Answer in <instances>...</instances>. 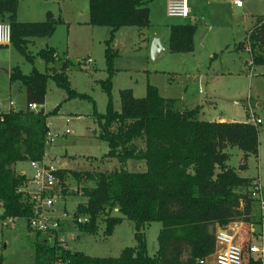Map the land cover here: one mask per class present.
I'll use <instances>...</instances> for the list:
<instances>
[{
	"label": "trees",
	"instance_id": "16d2710c",
	"mask_svg": "<svg viewBox=\"0 0 264 264\" xmlns=\"http://www.w3.org/2000/svg\"><path fill=\"white\" fill-rule=\"evenodd\" d=\"M148 3L149 0H88V25L110 30L104 42L107 78L101 82L107 104L103 114L93 104L92 115L99 129L98 138L108 147L103 160L116 161L119 167L98 172L60 169L56 173L61 186L67 175L77 186L91 184L90 188H84L85 202L77 204L73 217L78 232L97 234L100 217L116 210L118 216L104 219V235L110 236L114 227L127 219L134 223L136 245L124 248L116 258H98L71 252L56 239L52 244L36 239L34 264H198V260L214 252L216 227L226 228L234 222L254 224L252 212L256 200L249 190L251 182L228 166L226 149L237 148L242 152L240 168H243L250 155L258 154L257 126L247 122L200 121L198 107L179 110L174 99L160 96L153 86H147L142 98L134 97L131 90H122L120 110L113 106L111 79L118 54L113 49L115 33L124 27L147 28ZM17 6L18 0H0V17H5L10 25V45L32 62L29 40L51 37L61 19L48 12L42 22L22 23L16 18ZM263 19L258 18L239 44L243 50L248 40L254 66H264ZM194 33L192 24L170 26L169 52H191ZM38 55L46 65L57 62L59 67L46 66L43 73L33 68L27 75L17 66L12 68L9 81L24 89L26 106L0 114V220L22 218L27 226L32 215L26 192L29 179L16 172L15 166L44 157L46 119L58 112V107L44 112L47 80L64 90L68 100H91L70 88L67 71L71 62L49 47L41 49ZM28 104L42 108L31 112ZM128 161L144 162L145 171H127L123 166ZM153 222L160 223L161 229L158 249L149 256L142 230ZM3 262L0 256V264Z\"/></svg>",
	"mask_w": 264,
	"mask_h": 264
},
{
	"label": "rangeland",
	"instance_id": "374dc122",
	"mask_svg": "<svg viewBox=\"0 0 264 264\" xmlns=\"http://www.w3.org/2000/svg\"><path fill=\"white\" fill-rule=\"evenodd\" d=\"M153 1L155 3L150 10V25L144 29L124 27L116 36L120 42L116 45L113 43V49H117L118 54L113 61L115 72L111 79L110 93L116 110H120V91L131 90L134 97L142 98L146 94L147 86H153L160 96L166 97L170 93L168 86L172 75L170 72L187 70L186 65L183 66L186 64L184 57L182 60L179 55L169 52L159 54L157 59L152 61L150 47L155 38H162V42L167 45L170 26L177 23L190 24L192 15L186 20L169 18L162 0ZM63 2V5H58L57 0H47V2L18 0V20L42 22L46 18V13L51 11L55 18L61 17V22L51 37L35 38L33 44H28L32 62L27 61L11 45L6 48L0 47V112L4 113L9 109L10 101L14 103L12 111H19L26 106L23 88L19 87L18 83L9 81L12 68L17 66L26 75L33 68L43 73L46 63L38 52L46 46L55 49L58 54H66L71 62L67 71L70 88L88 96L91 100H68L64 90L57 88L52 80H47L43 109L47 113L58 107V113L46 119L48 131L55 135V141L45 147V152L49 155V162L55 167L62 166L63 169L75 172L110 171L118 168L119 164L116 161L103 160L108 147L105 142L99 140V129L92 115L93 104L100 114L105 112L107 104V96L101 88V82L107 78L104 42L108 38L109 28L88 25L87 0ZM242 2L244 8L241 10L233 8L229 1L224 3L222 9L219 4L218 18L211 20L214 25L212 29L199 23L201 18L204 19L209 13L216 18L214 8L204 6L206 10L201 12V16L196 17L193 47L199 56L198 60L203 63L206 70L218 77L209 85L216 90L214 103L210 104L213 114L221 115L229 121H246L245 106L249 99L255 115L257 114L262 121L257 126L259 131L257 156L250 155L246 159L245 168H240L242 152L237 148H229L227 164L240 177L258 179L264 200V66H253L250 73L249 54L244 50L238 51V54L234 51L235 45L246 37V32L251 27V19L264 15V0H242ZM0 22L8 23L5 17H0ZM88 59L91 61L87 62ZM55 65L54 68L59 67L57 62ZM242 67L243 71L240 72L239 69ZM192 98L197 99L194 96ZM258 103L262 104L261 108L257 107ZM213 117L200 115L198 120L210 121L214 119ZM63 118H68L69 123H65ZM66 129H69V135H64ZM19 168L27 176L32 174L29 162L20 163ZM123 168L131 172H144L146 169L142 161H128ZM90 187L91 184L87 182L77 186L74 179L67 175L64 184L55 189L57 195L55 212L66 211L69 216L68 222L59 231L56 240L71 252H82L90 257L116 258L124 248L136 245L134 223L123 219L114 227L110 236L104 235V219L108 216H118L114 210L109 215L103 214L100 217L97 234L78 232L74 227L73 217L77 204L85 202L82 196L84 188ZM252 214L253 221L259 222L260 211L257 202ZM80 219L82 220L81 217ZM160 229L161 224L153 222L142 230L149 256L155 255L158 249L157 237ZM255 230L261 231V227L256 226ZM36 239L46 240L47 244L53 242L46 235H38L31 231L22 218L12 222L0 220V256L4 259L3 264H34L33 244Z\"/></svg>",
	"mask_w": 264,
	"mask_h": 264
},
{
	"label": "built area",
	"instance_id": "2783aa9c",
	"mask_svg": "<svg viewBox=\"0 0 264 264\" xmlns=\"http://www.w3.org/2000/svg\"><path fill=\"white\" fill-rule=\"evenodd\" d=\"M231 2L236 7H241L243 4L242 0H231ZM165 10L169 18L187 19L189 16L188 0H167ZM10 40V25L0 22V46L9 45ZM244 51L250 54L248 40L245 42ZM55 57L54 55L53 58ZM90 61V59L87 60V62ZM13 106L14 103L9 102V107ZM41 108L42 106L37 104L27 105V109L31 112H38ZM248 113V123L254 126L262 123L260 119L254 117L250 106ZM63 119L65 123H69L68 118ZM68 134H70V131L66 129L64 135ZM54 141L55 135L48 131L45 145L49 146ZM29 166L32 174L26 192L31 203L32 215L28 220V227L36 234L46 235L49 240L53 241L58 239L57 234L69 220L66 211L55 212L57 195L54 191L61 186L56 173L62 168L53 166V164L46 161L45 157L40 161H30ZM249 190L251 197L258 203L261 231L248 228L244 231L245 240L239 244L236 242L237 234L229 232L227 228H218L214 234V252L206 258L198 260V264H208L209 262L212 264H264V200L259 182L253 180ZM78 221L80 222L81 219H78ZM57 264L62 263L58 262Z\"/></svg>",
	"mask_w": 264,
	"mask_h": 264
},
{
	"label": "crops",
	"instance_id": "0c3cea01",
	"mask_svg": "<svg viewBox=\"0 0 264 264\" xmlns=\"http://www.w3.org/2000/svg\"><path fill=\"white\" fill-rule=\"evenodd\" d=\"M43 1L44 2H47V0H43ZM63 1L64 0H57L58 5H61V4L63 5L64 4ZM149 1H150L151 4L148 3V9H149V15H150V18H151L150 10H151V7H152L153 3H155V1H153V0H149ZM228 1H229V4L233 8H236V9H239V10H241V9L244 8V3L242 4L241 7H236L231 2V0H188V7H189V16H188V18L192 15V20H191L190 24H192V25L195 26V32H196V25H197L196 24V22H197V18L196 17L197 16L199 17V15L201 14V12L203 10L204 11L206 10L204 8V6H207V7H210L211 6V7H213L214 10L216 11V14H215L216 18H214L213 14H210L208 12L209 14L205 15L204 16L205 17L204 19L200 17L202 20L199 19L200 21L199 20L198 21H199V23L204 24L205 27H208V29H212V27L214 25L211 23V20L212 19L214 20V19H217L218 18L217 14H219V13L217 11L220 10V9H222L223 6L225 5L224 3L225 2L228 3ZM166 2H167V0H162V4H163V6H165V8H166ZM219 4L221 5V8L220 9L218 8V5ZM87 6H88V0H87ZM17 10H18V8H17ZM50 13L52 14L51 11H50ZM16 15H17L16 16L17 21L22 22V21L18 20V18H19L18 11H17V14ZM79 16H81V12H79ZM193 16H195L194 19H193ZM58 18L61 19V17H58ZM258 18H264V15L263 16H256L253 19H251V24H250L251 27H250V29L254 26V24L256 23V21H257ZM55 19H57V18H55ZM173 19H177V18H173ZM85 20H87V19H85ZM88 20H89V18H88ZM181 20H186V19H181ZM22 23H29V22H22ZM87 23H88V21H87ZM178 24H188V23H177V24H174V25H178ZM249 30L246 32V37L242 41H239L237 43V45H235L234 51H235L236 54H238V51H241L242 50V49L239 48V44L242 43L247 38V33L249 32ZM119 31H120V29L115 33L114 45H116V44H118L120 42L119 39L116 37L117 36V33H119ZM109 33H110V30L108 31V37H109ZM159 39H160V42H161L162 47L166 49V51H164V52H169L168 44L165 45L162 42V38H159ZM31 43L32 44L34 43V39H30L29 40V44H31ZM9 45L0 46V47L1 48L2 47H5L6 48ZM120 46L121 45H118V47H120ZM46 47H49V46H46ZM49 48H51V47H49ZM172 54L179 55V57H181L182 60H183L182 57H184V59L186 61V64H183V66L186 65V69L187 70H184V71L179 70V71H172V72H170V74H172L171 77L169 78V82H168L169 92L170 93H169L168 96H166L164 98L174 99L176 101V107L179 110H191V109H194V108L198 107L199 108V113L197 115V118L200 115H202V116H209V117L214 116L213 117L214 119H211L209 122H237V121H229V120H226L221 115H219V116L214 115L213 114V111H211V108H212L211 105H213V103H214L213 102V99L215 97L214 94H216V90L214 88H210L209 85H210V83L212 82L213 79H217L218 77H217L216 74H212L210 71L208 72V70H206V67L203 66V63L198 60L199 56H198V54H196L195 48L193 47V50L191 52H189V53H172ZM209 55H210V52H209ZM59 56L65 58V59H67L69 61V59H68V57H67L66 54H64V53L62 55L59 54ZM249 56H250V54H249ZM213 57H214V55H213ZM245 63L247 65V62L246 61H245ZM245 63H244V66H246ZM46 66L47 67H55L56 65H55V63H49ZM253 66L254 65H251V59H249L248 67H250V73L252 71V67ZM204 70H206V71H204ZM239 71L242 72L243 71V67H242V69H239ZM19 87H21V86H19ZM193 88H194V90H193ZM193 96L195 98H197V99L196 100L193 99L192 98ZM24 97H25V92H24ZM250 101L251 100L248 99V102H247V104L245 106L246 107V112H247L246 113L247 114V120L249 118V113H248L249 106H250V108H251V110H252V112L254 114V117L260 119L257 114L255 115L254 110L252 108V104L250 103ZM261 105L262 104L258 103L257 104V107L258 108H261ZM12 108H14V106L13 107H9V109H7L6 111H4V113L10 111ZM247 120L246 121H238V122H247ZM228 149H226V152L228 151ZM48 156L49 155H47L46 152H45L44 157H45L46 161L49 162ZM245 166H246V162H245V165H244L243 168H245ZM19 167H20V163H17L16 166H15L16 172L19 171L18 172L19 174H24L23 173L24 171L23 170H20ZM61 168L63 169L62 166H61ZM24 175L28 179L31 177V175L30 176H27L26 174H24ZM245 179H249L250 182H252L253 180H257L259 182V180L258 179H255V178H245ZM12 221H13L12 219H9L8 220V222H12ZM256 226H259L260 227V221L258 223L257 222L256 223L254 222V224H250V225H246V224H243L241 222H234V223L229 224L228 227H226V228L228 229L229 232H231L233 234H237L236 242H238L239 244H241L245 240V237H246L245 234H244V231H246L248 228H251L254 231H257V230H255ZM217 229H218V227H216V230ZM263 229H264V227H263ZM209 263H211V262H209Z\"/></svg>",
	"mask_w": 264,
	"mask_h": 264
},
{
	"label": "water",
	"instance_id": "95a60500",
	"mask_svg": "<svg viewBox=\"0 0 264 264\" xmlns=\"http://www.w3.org/2000/svg\"><path fill=\"white\" fill-rule=\"evenodd\" d=\"M114 51L116 52L117 49H114ZM164 51H166V49L162 47L160 39L159 38L154 39L150 47V55L152 61H155L158 55Z\"/></svg>",
	"mask_w": 264,
	"mask_h": 264
}]
</instances>
